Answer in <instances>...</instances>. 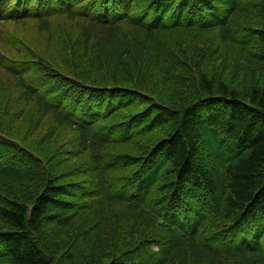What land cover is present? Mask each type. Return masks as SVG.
I'll return each mask as SVG.
<instances>
[{
  "label": "trees",
  "instance_id": "16d2710c",
  "mask_svg": "<svg viewBox=\"0 0 264 264\" xmlns=\"http://www.w3.org/2000/svg\"><path fill=\"white\" fill-rule=\"evenodd\" d=\"M0 75V264H264V0H0Z\"/></svg>",
  "mask_w": 264,
  "mask_h": 264
},
{
  "label": "rangeland",
  "instance_id": "374dc122",
  "mask_svg": "<svg viewBox=\"0 0 264 264\" xmlns=\"http://www.w3.org/2000/svg\"><path fill=\"white\" fill-rule=\"evenodd\" d=\"M31 39H36L37 42L39 44L36 43L37 48L39 49L38 51L42 52V53H46L47 55H56L59 59H61V61H64L65 59V51L64 49L61 47L60 50L58 49H54V45H52L51 42H49V39L52 40V38L48 37L46 34L41 35L40 33H38V29H35L34 26H32L31 31H30ZM35 35H37V37L35 38ZM47 42H49L47 44ZM3 83V86H1V84ZM11 87V79L6 76V78L1 77L0 75V91L2 90V95L3 96H9L10 93H12V90L10 89ZM16 93V92H15ZM16 112V110H13ZM26 117L24 115V119H22L20 121V123H17L15 125L14 130H12L13 135L15 136H21L24 135L25 131L27 130V127L29 125V123L25 120ZM47 129V122L44 124V126L41 128V131L39 133H37L36 135L32 136V138L29 140L30 141V145L31 147L37 149L40 153L41 152H45V146L39 145L38 140L40 138V136L43 134V132ZM150 139H153L152 136H148L145 138V141H149ZM49 151L52 152L53 150V145H50L49 147Z\"/></svg>",
  "mask_w": 264,
  "mask_h": 264
}]
</instances>
